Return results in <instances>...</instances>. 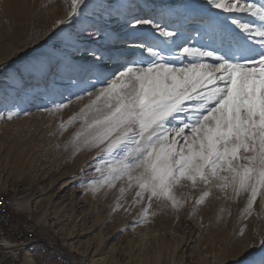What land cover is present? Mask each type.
I'll list each match as a JSON object with an SVG mask.
<instances>
[{"label":"snow or ice","instance_id":"snow-or-ice-1","mask_svg":"<svg viewBox=\"0 0 264 264\" xmlns=\"http://www.w3.org/2000/svg\"><path fill=\"white\" fill-rule=\"evenodd\" d=\"M89 7L87 0H70L66 18L55 22L57 32L49 37L57 43L33 49L9 79L19 82L23 73L63 79L70 71L75 91L46 93L40 110L52 114L91 98L58 125L63 131L81 121L68 142L74 153L98 149L92 166L99 175L87 181L91 190L126 179L129 189H137L133 204L147 199L146 217L153 199L179 210L184 201L175 189L183 181L193 187L199 182L225 199L246 194L241 215L250 216L264 196V0L145 6L141 15L126 4L105 14L127 31L95 23L61 27ZM85 32L89 40L103 39L82 47ZM18 114L13 105L0 119ZM237 264H264V233L253 230Z\"/></svg>","mask_w":264,"mask_h":264},{"label":"rangeland","instance_id":"rangeland-1","mask_svg":"<svg viewBox=\"0 0 264 264\" xmlns=\"http://www.w3.org/2000/svg\"><path fill=\"white\" fill-rule=\"evenodd\" d=\"M29 2L33 7L31 12L17 25L11 24L0 13V33L7 37L0 36V114H6V109L13 105L19 108V114L12 119H0V194L6 193L14 204L17 200L22 204V207H13L17 213L15 219L27 221L39 238L56 241L85 264L101 258L105 264H134L144 255L147 258L143 261L145 264H237L244 245L253 240V230L264 233V196L258 197L250 216L242 217L246 194L238 199H225L211 185L198 182L193 187L190 182L183 181V186L175 189L177 198L184 201L179 210L173 209L168 201L153 199L149 215L142 217L141 211L148 201L145 198L141 203L133 204L137 189H129L126 179L117 181L110 189L91 190L87 181L99 175L92 166L98 149L74 153L68 142L80 128L81 121L77 120L63 131L58 127L77 114L91 98L85 96L52 114L40 110L47 102L46 93L53 88L65 94L75 91L68 79L70 71L63 79L52 74L40 78L27 73L20 76L19 82L9 79L10 73L21 71L22 63L32 55L33 49L40 50L57 43L54 38H49L57 32L53 26L57 20L66 18L70 8V0L67 3L65 0ZM196 2L87 0L89 9L70 26L61 27L68 31L95 23L101 28L127 31V28L121 29L115 17H108L105 10L127 4L133 7L135 14L145 6L180 8ZM26 3L28 11L31 6ZM82 35V47L98 46L97 42L103 39L98 36L89 40L86 32ZM15 39L22 40L13 44ZM51 80L56 84L53 85ZM121 187L125 188L123 195ZM209 188L210 195L196 205L202 191ZM95 195L110 197V202L93 207L92 196ZM99 230H103L106 239L102 244L98 239ZM140 234L146 235V246L141 253L138 248L131 249V259L127 250ZM157 252L161 257L155 263L153 257Z\"/></svg>","mask_w":264,"mask_h":264},{"label":"bare ground","instance_id":"bare-ground-1","mask_svg":"<svg viewBox=\"0 0 264 264\" xmlns=\"http://www.w3.org/2000/svg\"><path fill=\"white\" fill-rule=\"evenodd\" d=\"M29 3V5L31 6L29 0H2V4L0 5V13L3 15V17L9 21L11 24L13 25H17L19 22H21L20 20L23 19V17H27L25 14H28L31 12L32 10V6L28 9H26L27 7V3ZM145 8H141L138 9V11L133 14V15H141L143 14V10ZM0 36H3L5 39H7V37L5 35H2V33H0ZM20 40L22 39H18V40H14L13 44H17ZM51 83H53V85H55V81L51 80ZM93 201L95 202V204H93L92 206L95 207V205H101L103 204V202L105 203H109L110 202V197H105V196H101V195H95L92 196ZM18 206V207H22V204L17 200V202L14 204L12 202V199L10 197V195L6 194V193H1L0 194V236L1 238H10L12 237V230H8V226H6V222L3 220H7V223H16V219L14 215H9V210H13V207ZM98 219V218H97ZM23 220V219H22ZM99 220V219H98ZM103 230H99L98 234L99 237L98 239H100V243H104L106 241L105 236L102 235ZM145 234L143 235H138V238L134 239L132 247L129 248V250H127V255L131 256V259L133 258V255L131 254V249H139V253L144 251V247L146 246L145 244ZM42 239V238H39ZM21 240H25V241H33V234L32 233H21ZM46 242L49 241H53V246L55 248V250H57V252H59L60 254H63V256L68 255V257L71 258V261L73 264H85L83 263V261L77 260L75 258V256L71 255L68 250H66V248L64 249V247L62 245H59L56 241L54 240H45ZM6 244H8L6 242ZM25 253V254H23ZM23 256L25 257V260L23 262ZM19 257H20V264H40L38 262V257L39 256V250H36V244H23V246H20L19 249ZM161 257L160 253H155V257H153L154 262L157 263L159 261ZM146 255H144V257L142 256V260H139L137 262H134V264H145L146 261ZM90 264H105L104 259H97V260H91ZM126 264H130L129 262Z\"/></svg>","mask_w":264,"mask_h":264},{"label":"built area","instance_id":"built-area-1","mask_svg":"<svg viewBox=\"0 0 264 264\" xmlns=\"http://www.w3.org/2000/svg\"><path fill=\"white\" fill-rule=\"evenodd\" d=\"M16 210H9V215H16ZM8 230H12V237L1 238L0 236V259L6 264H20L19 249L23 244H36V250H39L38 262L40 264H73L68 255L63 256L55 250L53 241L46 242L39 239V234L32 229L27 221L18 219L16 223H7ZM21 233H32L33 241L21 240ZM6 242L8 244H6Z\"/></svg>","mask_w":264,"mask_h":264},{"label":"water","instance_id":"water-1","mask_svg":"<svg viewBox=\"0 0 264 264\" xmlns=\"http://www.w3.org/2000/svg\"><path fill=\"white\" fill-rule=\"evenodd\" d=\"M0 264H6V262L3 260L0 259Z\"/></svg>","mask_w":264,"mask_h":264},{"label":"crops","instance_id":"crops-1","mask_svg":"<svg viewBox=\"0 0 264 264\" xmlns=\"http://www.w3.org/2000/svg\"><path fill=\"white\" fill-rule=\"evenodd\" d=\"M24 260H25V257L23 256V262H24Z\"/></svg>","mask_w":264,"mask_h":264}]
</instances>
